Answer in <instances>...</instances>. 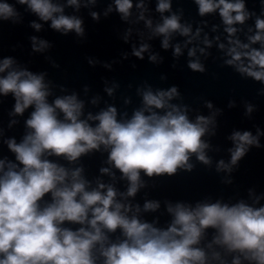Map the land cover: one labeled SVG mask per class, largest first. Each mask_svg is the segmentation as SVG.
Masks as SVG:
<instances>
[{"label": "clouds", "instance_id": "clouds-1", "mask_svg": "<svg viewBox=\"0 0 264 264\" xmlns=\"http://www.w3.org/2000/svg\"><path fill=\"white\" fill-rule=\"evenodd\" d=\"M88 2L95 3V0ZM194 2L199 6L201 17L218 10L229 37L237 32L233 25H243L253 15L246 9L245 0ZM17 3L27 5L41 20H50L51 27L57 31L84 35L82 21L63 15V7L51 0H17ZM261 3L264 5V0ZM68 4L79 8L80 0H68ZM115 7L122 18L127 19L134 7L133 0H115ZM135 7L144 8L143 0ZM156 10L170 11V0H159ZM91 15L98 19L97 13ZM17 16L12 5L0 3V17L7 20ZM140 18L143 19V15ZM147 25L151 27L150 20ZM32 27L39 30L41 25L33 23ZM255 29L248 43L229 39L227 55L231 59L225 63L234 66L243 76L264 82V19H255ZM154 32L164 36L163 47L167 49L172 33L189 37L191 28L182 25L180 17L173 13L164 17ZM32 39L36 51L48 46L47 42L40 41V47L36 48V38ZM192 39L195 37L188 43ZM204 42L209 44L207 38ZM257 43L261 45L259 49L251 46ZM147 50L148 45L144 44L139 50L134 49L133 55L142 60ZM180 53L177 45L174 54L179 56ZM188 55L194 56L195 49H190ZM149 59L155 61L156 56ZM13 64L11 58L0 63V73L5 74L0 76V93L14 94L16 114H23L30 106L34 111L26 121L32 131L20 144L15 140L7 142L22 167L10 163L5 170V162L0 160V264H96L94 251L103 257V264H205V251L194 246L200 243L208 228L217 229L219 233L213 243L241 254L233 258L232 264H241V256L246 261L264 264V206L254 208L243 202L232 206L219 202L198 204L194 209L179 203L175 207L169 205L168 211L174 219L162 230L135 216L125 215L130 209L117 202V192L112 186L107 187L106 193L97 189L87 191L82 169L69 172L45 158L47 154L75 161L104 145L110 148L108 162L129 181L127 196H135L142 186L141 172L148 177L164 174L171 177L178 169L191 171L192 155L203 164H210L204 152L209 145L202 137L208 132V125L214 123V117L198 115L192 121L186 110L170 104L169 101L179 95L177 87L155 93L150 88L144 91L143 108L136 110L130 119L118 120L116 108L109 107L84 120L80 118L83 102L75 94L57 97L49 103L50 92L44 75L18 70ZM89 65H93L91 59ZM188 68L196 73L205 72L198 60L190 61ZM108 91L111 94V89ZM207 107L211 108L212 104L208 103ZM246 107L248 113L253 111L251 105ZM89 120L98 123L93 126ZM261 135L264 132L259 129L255 136L250 131L234 132L230 137L235 144L230 150V164L221 160L218 170L231 171V165H236L250 147L261 148ZM101 171L106 173L108 169ZM98 187L103 189L105 185ZM49 193L51 202L41 206ZM158 207L159 203L152 201L144 205L145 210L155 211ZM65 221L87 224L88 228L73 231L62 227ZM118 228L125 238L118 243H108L104 230L114 233ZM212 258L219 259V253L214 252Z\"/></svg>", "mask_w": 264, "mask_h": 264}]
</instances>
